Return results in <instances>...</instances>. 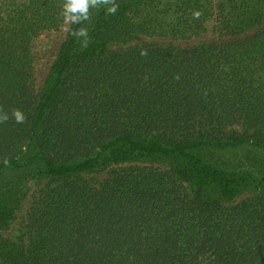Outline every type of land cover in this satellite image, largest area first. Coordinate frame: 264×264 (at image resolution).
I'll return each mask as SVG.
<instances>
[{"label": "trees", "instance_id": "1", "mask_svg": "<svg viewBox=\"0 0 264 264\" xmlns=\"http://www.w3.org/2000/svg\"><path fill=\"white\" fill-rule=\"evenodd\" d=\"M63 3L0 0V229L39 184L0 264H264V158L223 157L264 152V0L93 9L69 26L88 47L67 32L38 91L33 40ZM210 20L231 39L179 42ZM152 160L169 166L135 164Z\"/></svg>", "mask_w": 264, "mask_h": 264}, {"label": "rangeland", "instance_id": "2", "mask_svg": "<svg viewBox=\"0 0 264 264\" xmlns=\"http://www.w3.org/2000/svg\"><path fill=\"white\" fill-rule=\"evenodd\" d=\"M67 32L63 30V25L57 29H47L43 30L39 35L33 40V52L35 56V84L38 91H42L45 86V81L51 69V66L57 56L58 50L66 37ZM231 37L220 34L215 29V21L210 20L207 26L206 32L199 34L197 36H193L187 40L179 41L183 45H192V44H201L208 43L212 41H222L228 40ZM170 39L168 37H150V36H141L135 42L143 43V42H158V43H168ZM128 45L121 44H111V49H118L120 47H127ZM224 158L227 159H237L241 156L250 155L258 158H264V152L256 150L252 147L240 148L237 150H233L223 154ZM137 165H153L155 167L165 168L168 167L169 164L166 161L162 160H152V161H143L139 163H135ZM106 171L96 172L91 174L95 177L100 178L104 176ZM31 192L30 194L23 200L19 209L16 212L15 218L12 220L9 227L5 229H0V235L4 237H8L14 240H18L19 238L24 237L25 235V226L27 220V213L29 211L33 194L39 188L38 183H31Z\"/></svg>", "mask_w": 264, "mask_h": 264}, {"label": "clouds", "instance_id": "3", "mask_svg": "<svg viewBox=\"0 0 264 264\" xmlns=\"http://www.w3.org/2000/svg\"><path fill=\"white\" fill-rule=\"evenodd\" d=\"M100 8H105L106 14L114 15L117 13L119 5L116 3V0H64L61 12L63 30L70 32V34L77 39L83 37L84 48L88 47V29L86 27L72 29L69 26L83 25L85 22L90 21L92 18L91 10H99ZM200 15L201 13L199 11H195L193 13V18L199 19ZM147 54V50L142 48L140 55L147 56ZM12 116L17 123H24L26 121L25 114L18 108L12 110ZM8 119V114L0 107V123L7 122ZM4 163L7 166L9 162L5 159Z\"/></svg>", "mask_w": 264, "mask_h": 264}]
</instances>
